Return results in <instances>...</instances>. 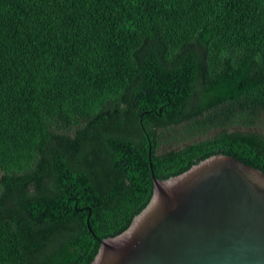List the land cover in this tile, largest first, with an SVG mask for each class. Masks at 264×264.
Masks as SVG:
<instances>
[{
	"label": "trees",
	"instance_id": "trees-1",
	"mask_svg": "<svg viewBox=\"0 0 264 264\" xmlns=\"http://www.w3.org/2000/svg\"><path fill=\"white\" fill-rule=\"evenodd\" d=\"M263 112L264 0H0V264H91L150 163L264 172Z\"/></svg>",
	"mask_w": 264,
	"mask_h": 264
},
{
	"label": "water",
	"instance_id": "water-1",
	"mask_svg": "<svg viewBox=\"0 0 264 264\" xmlns=\"http://www.w3.org/2000/svg\"><path fill=\"white\" fill-rule=\"evenodd\" d=\"M150 167L149 203L91 264H264V172L223 154L165 180Z\"/></svg>",
	"mask_w": 264,
	"mask_h": 264
},
{
	"label": "rangeland",
	"instance_id": "rangeland-1",
	"mask_svg": "<svg viewBox=\"0 0 264 264\" xmlns=\"http://www.w3.org/2000/svg\"><path fill=\"white\" fill-rule=\"evenodd\" d=\"M258 123H257V126L255 128H252V129H247V128H236L237 130H243V131H255L257 133H260V134H264V112L261 114V116L258 118ZM211 134V133H210ZM210 134L207 136L209 137ZM205 135H202L200 134L196 139L195 141H199V140H203L205 138H207ZM184 141H175L173 140L172 142H170L168 145H164L161 147V152L162 151H165L166 149L170 148V147H181L184 143ZM191 142H194V141H191Z\"/></svg>",
	"mask_w": 264,
	"mask_h": 264
}]
</instances>
